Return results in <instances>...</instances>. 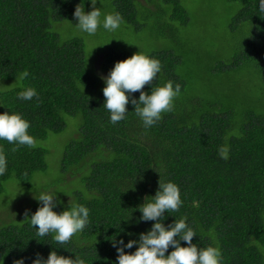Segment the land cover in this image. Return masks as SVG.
I'll return each instance as SVG.
<instances>
[{
  "label": "trees",
  "instance_id": "obj_1",
  "mask_svg": "<svg viewBox=\"0 0 264 264\" xmlns=\"http://www.w3.org/2000/svg\"><path fill=\"white\" fill-rule=\"evenodd\" d=\"M159 1L109 0L122 23L136 29L146 26L148 20L140 15V7L153 8ZM229 1L242 6L233 24H242L245 32L250 29V35L239 42L245 51L231 65L216 66L215 72L264 62V13L257 10V0ZM79 3L85 10L91 5L90 0H0V80H15L26 70L29 75L23 83L39 94L21 101L16 96L19 89L0 92V112L11 109L27 119L35 143L48 140L50 133H62L67 115L82 116L79 137L67 146L62 170L76 167L88 172L84 181L93 194L88 200L78 197L89 209V224L66 245L56 244L51 236H37L28 221L4 225L0 229V264H13L20 257L31 264L37 253L47 258L52 250L70 258L76 254L84 264H115L117 252L109 239L122 237L127 243L154 223L134 221L141 215L137 206L146 196L155 195L159 174L162 180L179 186L183 200L178 212L165 214L166 227L175 217L186 218L197 233L192 243L218 248L221 264H264V115L250 112L239 117L232 109L217 114L200 101L186 102L179 95L174 111L162 114L149 129L134 112L113 125L103 107L99 69L108 74L115 62L131 54L114 50L99 54L102 59L96 62L100 67L94 65L101 79L99 89L86 42L79 37L64 40L54 29L56 22L69 21L74 26L73 13ZM162 4L164 7L156 5L163 10L166 28L173 29L175 22L188 24L189 16L179 0H162ZM149 55L162 66L154 86L171 81L173 86L180 84L183 93L185 84L176 75L180 59L167 50ZM261 67L264 69V63ZM143 91L150 93L151 86L146 84ZM133 97L138 99L139 92L129 100ZM126 108L134 110L131 102ZM233 130L235 135L225 141ZM226 142L230 146L227 161L217 155L218 147ZM0 151L7 158L0 195L8 182L25 184L35 173L47 170L45 147L0 141ZM54 211L61 212L59 208ZM130 213L133 222L121 220ZM181 246L186 243L181 241ZM136 247L125 251L133 252Z\"/></svg>",
  "mask_w": 264,
  "mask_h": 264
},
{
  "label": "rangeland",
  "instance_id": "obj_2",
  "mask_svg": "<svg viewBox=\"0 0 264 264\" xmlns=\"http://www.w3.org/2000/svg\"><path fill=\"white\" fill-rule=\"evenodd\" d=\"M156 4L164 7L162 0L156 2L153 8L140 7V15L148 20L146 26L139 29L124 22L115 32H107L101 28L94 36H87L76 33L72 22L69 21L56 22L54 29L62 38H66L64 40L79 37L86 42L88 61L92 64L99 89L101 79L94 70L95 63L97 68L100 67L98 61H101L102 55L99 54L104 50H114L117 53L132 55L138 52L139 48L130 44H137L141 51L147 54L167 50L180 59L176 75L185 84V90L179 97L181 100H198L217 114L232 109L239 117L250 112L264 115V69L261 67L264 62L260 61V66L242 64L239 68L227 69L225 72L213 71L216 66L231 65L245 51L244 45L240 46L239 42L249 38L250 29L245 32L242 24H233L234 18L241 10V4L229 0H179L189 20L185 25L175 22L173 29L164 26L163 10ZM95 7L101 8L102 13H115L109 0H97ZM91 10L92 5L85 11ZM97 44L104 45L92 50ZM98 74L107 75L100 69ZM14 81L0 80V87L11 88L9 85ZM13 89L15 88L11 90ZM66 122L62 133H50L48 140L35 143V146L48 150L47 170L35 173L28 183L10 181L6 184L4 192L0 195V229L6 224L27 222L26 210L30 217L38 209L40 203L33 198V192L36 194L39 189L38 181H47L54 191H63L57 193L56 199L59 203L53 210L59 208L61 212L64 211L70 197L77 202L78 197L86 199V193L89 192L84 178L88 172L83 173L76 167L67 172L62 170L65 150L72 141L78 139L83 118L80 115H67ZM17 190L23 192L14 197Z\"/></svg>",
  "mask_w": 264,
  "mask_h": 264
},
{
  "label": "clouds",
  "instance_id": "obj_3",
  "mask_svg": "<svg viewBox=\"0 0 264 264\" xmlns=\"http://www.w3.org/2000/svg\"><path fill=\"white\" fill-rule=\"evenodd\" d=\"M90 3L91 11L86 12L85 6L81 7L80 3L75 7L73 15L76 21L74 22L76 33L94 36L101 28L107 32H115L120 28L122 17L118 13H102L101 8L95 7L97 0H90ZM256 7L260 13H264V0H257ZM102 45L97 44L92 50ZM130 45L138 46L139 51L115 62L109 73L100 77L104 82L103 107L108 111L109 122L113 125L124 120L127 113L134 112L143 127L149 129L162 119V114L174 111V101L181 94V85L173 86L171 81H167L154 86L152 82L156 81L162 68L160 61L141 51L139 45ZM28 75L26 70L20 72L18 76H15L14 83L9 85L11 88L2 85L4 87H0V92L15 88L19 89L16 93L18 100L30 101L34 97L38 98L36 88L25 86L23 83ZM146 84L151 86L150 93L143 91ZM135 92H139L138 99L133 97L130 101L129 98ZM129 102L134 106L133 111H128L126 108ZM30 127V122L20 113L11 109L0 112V141H7L14 146L35 147L34 137L28 131ZM233 135L235 130L225 136V141ZM12 150L15 151L16 147ZM229 153L230 146L227 142L217 149L218 157L225 161L229 159ZM6 171L7 158L0 151V176H3ZM37 183L39 189L36 194L33 192V198L40 203V206L30 217L26 210L25 220H28L31 227L36 229L37 236H51L56 244L66 245L89 224V209L70 197L66 209L57 213L53 210L59 203L56 199L57 193L63 191H54L48 186L47 181ZM22 192L23 190H17L14 197ZM91 198L93 194L86 193V199ZM182 206L183 200L179 186L171 180H162L159 174L155 195L146 196L143 203L137 206L141 215L134 221L135 223L154 221V223L149 230L139 233L138 239H129L127 243L122 237L119 240L115 236L109 239L117 252L115 264H221V253L218 248L211 245L198 247L192 243L197 233L186 218L176 219L174 216V222L165 226L163 223L165 214L176 213ZM131 213L121 220L133 222ZM119 231L124 230L118 229ZM125 234L131 235L127 232ZM181 241L185 242L186 246H181ZM134 245L137 246L135 251H125V249H132ZM169 247L172 248L171 252H168ZM25 259L20 257L14 260L13 264H25ZM31 264H84V261L76 254L75 258H70L52 250L47 258L37 253L31 260Z\"/></svg>",
  "mask_w": 264,
  "mask_h": 264
}]
</instances>
